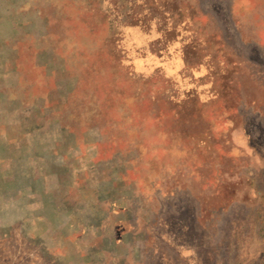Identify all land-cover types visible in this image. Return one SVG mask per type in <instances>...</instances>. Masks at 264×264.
Instances as JSON below:
<instances>
[{"label":"rangeland","instance_id":"obj_1","mask_svg":"<svg viewBox=\"0 0 264 264\" xmlns=\"http://www.w3.org/2000/svg\"><path fill=\"white\" fill-rule=\"evenodd\" d=\"M0 264H264V0H0Z\"/></svg>","mask_w":264,"mask_h":264}]
</instances>
